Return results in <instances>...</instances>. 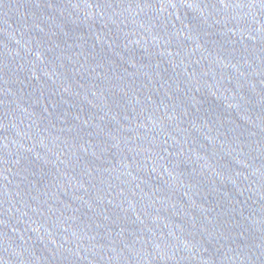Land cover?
Here are the masks:
<instances>
[{"label": "water", "instance_id": "obj_1", "mask_svg": "<svg viewBox=\"0 0 264 264\" xmlns=\"http://www.w3.org/2000/svg\"><path fill=\"white\" fill-rule=\"evenodd\" d=\"M0 264H264V0H0Z\"/></svg>", "mask_w": 264, "mask_h": 264}]
</instances>
